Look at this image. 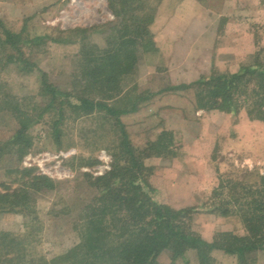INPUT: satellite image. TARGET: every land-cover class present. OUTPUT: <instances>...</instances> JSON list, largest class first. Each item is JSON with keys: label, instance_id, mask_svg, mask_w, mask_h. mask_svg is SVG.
<instances>
[{"label": "rangeland", "instance_id": "374dc122", "mask_svg": "<svg viewBox=\"0 0 264 264\" xmlns=\"http://www.w3.org/2000/svg\"><path fill=\"white\" fill-rule=\"evenodd\" d=\"M166 1L161 6L162 0H113L111 3L109 0H0V195L7 196L0 198V202L3 201L0 203V232H8L22 241L20 250H12V253L24 255L21 263L50 264L54 257L66 253L79 242L78 228L74 225L79 227L82 206L97 193L86 175L99 176L110 170L114 162L127 163L128 156L121 144L123 131L139 156L157 151L153 145L156 144L154 134L159 130L158 119L152 123L123 114L119 120L105 110L85 113L83 108L76 110L68 104L78 103L79 96L109 103L106 92L98 90L99 84L89 86V74L84 69L88 59L100 61L103 50L112 49L114 43L119 46L120 36L124 33L122 25L132 23L129 7L136 9L139 19L135 22L139 24H146L144 22L154 11L153 20L147 24L148 31L153 42L154 37L158 38L161 51L165 53L175 46L180 55L188 49L191 53H199L200 48L205 47L204 43L212 42L209 37L212 32L211 53L203 51L198 60L203 55L207 60L211 58L213 70L234 72L260 51L264 61V0H256L258 3L249 0L246 5L236 0L232 10L223 5L225 0H198L202 7L199 13H194L189 4H182L183 0ZM182 7L185 11L181 13L179 9ZM140 16H143L141 21ZM195 19L198 21H193ZM205 28L207 37L203 43L201 39L195 42ZM8 32L19 35L20 40L14 46L6 40ZM41 37L44 38L39 39ZM124 46L128 49L127 45ZM129 47L130 50L139 48L138 45ZM144 53L146 51L140 48L132 66L124 59L118 67L122 69L118 77L121 90L111 92L115 98L112 107L131 108L134 99L145 94L144 90L163 89L171 85L174 76L175 80L181 78L180 64L174 67V72L168 69L169 61L165 56L155 58ZM143 64L144 76L139 72ZM210 71L209 68L203 76H209ZM44 76L47 84L55 89L54 98L45 92L41 82ZM179 95L183 104L175 106L178 109H175L174 118L172 115L162 118L168 129L162 145L172 139L175 147L167 145V150L158 149L160 156L176 160L189 158L192 155L184 141L198 134L207 150L204 183L211 184L217 170L218 175L228 176L238 175L239 170L246 168L264 173L263 121L250 120L245 109L239 108L228 118L222 116L206 121L208 115L215 113H192L186 117L184 125L180 122L181 117L191 110L189 104H195L196 92L190 89L179 92ZM129 119H132L131 124ZM22 125H25L24 133L30 139L31 147L20 154L23 143L13 148L9 141ZM38 176L50 179L53 187L41 191L29 188L27 191L32 201L25 198V202L21 198L16 202L20 190L36 181ZM37 180L40 182L39 178ZM154 189V199L166 204L164 190ZM7 198L9 201L14 198L15 203L6 202ZM167 205L173 209L189 207ZM216 216H205L203 220L195 216L190 222L191 227L199 234L202 229L207 237L215 233L210 232L215 227L231 228L237 235L246 233L238 217L231 216L230 220L224 221ZM190 250L173 258L172 251L165 249L158 257L159 263L183 264L181 259ZM194 252L197 259V252ZM219 252L223 251L209 252L212 264H264V250L248 252L242 262L235 254L224 251L225 257Z\"/></svg>", "mask_w": 264, "mask_h": 264}, {"label": "trees", "instance_id": "16d2710c", "mask_svg": "<svg viewBox=\"0 0 264 264\" xmlns=\"http://www.w3.org/2000/svg\"><path fill=\"white\" fill-rule=\"evenodd\" d=\"M112 1L109 0L110 3ZM128 9L132 23L122 25L124 33L120 36L119 46L114 43L112 49L103 50V61L101 59L94 62L92 58L88 59L84 69V72L89 74V86L93 87V83L99 84L98 90L105 91L108 97L114 91L121 90L118 87V77L122 69L118 67H121L123 60H127L128 65L132 66L137 50L142 48L147 52L155 49L147 25L153 20L154 11L144 22H147L146 24H139L135 22L139 19L135 14L136 9ZM142 17L140 16V21ZM114 29L116 27H113ZM5 36L7 42L13 46L20 40L18 34L8 32ZM124 45H127L128 49H124ZM132 45H138L139 48ZM261 57L260 51L252 55L250 62L242 63L237 72L213 71L209 76H202L191 84L179 85L176 88L195 90L197 107L200 109L232 112L244 108L249 118L264 122V61ZM23 62L26 63L24 58ZM82 77L85 80V76ZM41 82L45 86V92L51 93L54 98L55 89L47 84L45 76ZM77 102L68 104L76 110L83 108L85 113L96 109L105 110L116 119L120 114L136 110V104L130 109L114 108L103 101L82 96L77 98ZM24 128L25 125H22L9 141L14 147L23 143L20 154L26 153L31 147ZM166 135L168 132H162L155 141V154L145 153L143 157L131 148L127 134L123 131L121 144L125 149L124 154L128 156L127 163L121 165L114 162L110 170L102 175H86L92 186L97 189V193L82 206L79 227L74 225L78 228L79 242L66 253L54 257L50 264H160L158 257L165 249L172 251L173 258L182 256L188 249H194L199 264H212L209 252L215 249L235 254L241 262L245 260V254L248 252L264 250V173L246 168L239 170L238 175L220 174L217 184L199 206L173 209L154 199L156 190L146 180L151 170L145 166L143 159L151 155L160 156V148L168 149L167 145L172 144V139L167 145H162ZM38 178L40 182H36ZM37 179L20 190L16 202L21 198L25 202L32 201L27 191L29 188L41 191L53 187V182L45 176H38ZM1 197L7 196L0 195ZM9 199L7 198L6 202L15 203L14 198L10 201ZM201 211L222 217L236 216L246 233L237 235L220 231L207 240L195 232L190 224ZM32 233L33 231L31 236ZM33 238L34 235L31 240ZM21 244L22 241L16 236L0 232V264H23L21 262L24 255H19V252L12 253L15 248L20 250ZM24 264L31 263L28 261Z\"/></svg>", "mask_w": 264, "mask_h": 264}, {"label": "crops", "instance_id": "0c3cea01", "mask_svg": "<svg viewBox=\"0 0 264 264\" xmlns=\"http://www.w3.org/2000/svg\"><path fill=\"white\" fill-rule=\"evenodd\" d=\"M251 1V0H250ZM255 1V3H258V1ZM164 2H167L166 0H162L161 2V6L164 4ZM249 2V0H240L239 3H243V4H247ZM200 2L198 0H183L182 4H189L192 8H193V12L194 13H199V10L202 9L201 5L199 4ZM236 3V0H225V3H223V5L226 7L227 6V10H232V5H234ZM229 5V7H228ZM182 11H185L184 7H182L181 9H179V12L182 13ZM174 12H178V9H174ZM197 19V18H196ZM193 20V21H198V20ZM217 25V24H216ZM211 27V26H209ZM213 36L214 34L212 32H210V41H212L210 44H206L204 43L205 47L204 48H200V52L199 53H191L190 49L187 50V52L184 55H180L178 52L177 48H170V51L168 53H165V51H161V47L159 46V40L158 38L154 37V46L155 49L152 51H147L144 54H151V56H154L155 58L158 57H164L165 59L169 61V63L167 64L168 69H172L174 71V67L177 64H180L178 69L181 70V78L175 80V76L172 78L173 81L171 83V85H167L165 86L163 89H153L152 92L150 91H145V94H143L141 97H138L137 99H134V101L131 104V107L133 104H136V110L134 111H129V112H125L123 114L126 115H130V116H134V117H130V118H141L142 121H150L153 123L155 119H158V123H157V128H159V130L154 134V140L156 141L161 132L168 130L167 126L165 124V120H163V117H170L172 115V118H174L175 114H176V110L178 108H175V106H182L183 103H181V101H179V92L182 91H188L190 89H178L176 87H178L179 85H183V84H191V81L193 79H195V77L197 76L199 79L200 77H202L203 75H205L204 73L207 72V70L210 68L211 71L209 72V75L213 72V71H217V70H213L212 66L210 65V61L211 58H209V60H207L206 56L203 55V58L200 60H198V56L202 57V52H210L211 53V49L213 47ZM205 37H207V28H205V30L202 31V34L197 36L195 39V42H199V39H201V43H203V41L205 40ZM199 49V47H197ZM209 48V49H208ZM194 49L197 51L196 46H194ZM207 54V53H205ZM176 62V64H175ZM142 66V65H141ZM140 66V67H141ZM240 67V65H239ZM239 67L236 69L237 71L239 70ZM171 70V71H172ZM234 72H237V71ZM169 70V72H171ZM141 75H145L146 72H144V64L141 67ZM175 72V71H174ZM231 72V71H229ZM174 75V73H173ZM195 81V80H193ZM192 81V83H193ZM179 83V84H177ZM173 84V85H172ZM169 87H172L173 89H169ZM160 94V95H159ZM108 97V96H107ZM109 103H105L109 106L112 107L111 102H114L115 98L114 95L112 96L110 94V96L108 97ZM167 100H174V101H167ZM176 101H179L178 103H176ZM195 104L194 105H190L189 107H191V110L183 116V118L181 117V121L183 122L184 125L187 121L186 117L188 118L192 113H195L197 115L203 114V111L205 112H213L215 114H210L208 115V117L206 119H204V121H206L209 118H213V120L215 118H221L222 116H225L226 118H228L227 116L232 113V112H224V111H219L216 109H200L197 107V103L196 101H194ZM185 103V102H184ZM141 104V105H139ZM188 105V103H187ZM172 106V108H166V107H170ZM130 109V108H128ZM181 111V110H180ZM120 114V115H123ZM159 114V116H158ZM145 116V117H144ZM120 120V116L118 117ZM125 117H123L124 119ZM249 118V116H248ZM250 120H258V119H251ZM125 120V119H124ZM129 119L128 122L130 123ZM161 120V121H160ZM259 121V120H258ZM125 122V121H122ZM123 124V123H122ZM131 124V123H130ZM197 124H200V122H198ZM133 125V124H132ZM163 126V127H162ZM171 132V131H170ZM173 137H174V132H172ZM189 134H187V136H189ZM198 134L195 135H191L189 138L185 139V143L184 146L187 147V150L190 151V154L192 156H190L189 158L186 159H167L168 157H164V156H157V157H146L143 162H145V166H149L151 167V175L149 177V184L156 189H163L166 195V204L170 203V204H184V205H189V206H199L201 205L203 199H205L208 194H210L212 188L217 184L218 182V170L216 171V177L215 179H213V181L210 183H204L205 180V174H206V167H205V163H206V158L205 155H207V150L206 147L202 145L203 139L199 136H197ZM12 136H10V138L12 139ZM175 136H176V132H175ZM10 139V140H11ZM154 141V142H155ZM201 144V145H200ZM14 148V146H12ZM170 148L175 147L174 146V140L172 141V144L169 146ZM174 155H172L171 157H173ZM149 160V161H148ZM148 161V162H147ZM216 182V183H215ZM210 184V186H208ZM209 213V214H208ZM217 214L215 213H210V212H205V211H201L198 212L195 216H197L196 218L198 219H204L205 216H216ZM219 216V215H218ZM216 216V217H218ZM220 220H230L229 217H222L219 216L218 217ZM202 226V225H201ZM203 228V227H201ZM233 229V228H232ZM202 229L200 230V233L202 236H205L207 240H210L213 235L216 232H220V231H228V232H235L232 231L231 228L229 229H217L216 227L214 229H210V232L215 231V233H212V236L207 237L205 234H203V232H201ZM195 250L191 249L190 251H187L185 254V258L181 259L183 264H199V260L198 258L196 259V255H195ZM213 252L215 251H223L224 250H220V249H215L212 250ZM223 252H219V255L221 256H225L227 257V254H224ZM189 255V257H188ZM215 255H217V253H215ZM232 255V254H231ZM230 256V258H234L233 256ZM184 261V262H183ZM186 261V262H185ZM180 264V263H177Z\"/></svg>", "mask_w": 264, "mask_h": 264}]
</instances>
